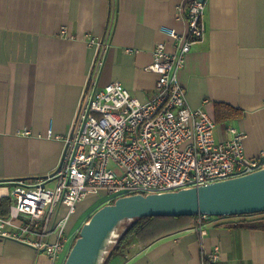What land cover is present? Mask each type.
Returning <instances> with one entry per match:
<instances>
[{
  "label": "crops",
  "instance_id": "0c3cea01",
  "mask_svg": "<svg viewBox=\"0 0 264 264\" xmlns=\"http://www.w3.org/2000/svg\"><path fill=\"white\" fill-rule=\"evenodd\" d=\"M186 4L0 0L1 217L9 216L15 182L46 179L61 164L63 137L96 58L90 38L110 34L99 85L120 81L146 102L159 78L147 70L154 48L164 43L168 51L174 50L173 40L162 30L186 32ZM204 21L206 34L187 54L178 82L188 105L205 109L216 121L218 139L229 137L230 126L245 131L246 154L258 157L264 151V0H207ZM87 211L71 231L86 223ZM194 222L196 218L153 220L106 264H203L204 253L217 248V264H264V213L213 216L204 239L194 229L197 224L191 226ZM243 223L254 228L234 227ZM65 259L64 253L53 262L29 245L0 241V264H64Z\"/></svg>",
  "mask_w": 264,
  "mask_h": 264
},
{
  "label": "built area",
  "instance_id": "2783aa9c",
  "mask_svg": "<svg viewBox=\"0 0 264 264\" xmlns=\"http://www.w3.org/2000/svg\"><path fill=\"white\" fill-rule=\"evenodd\" d=\"M186 5V32L162 30L173 40L174 50L168 51L164 43L154 48L147 70L159 78L146 102L120 81L99 85L110 34L90 38L96 58L63 137L61 164L46 179L15 182L9 216H0V241L29 245L57 262L64 253L67 257L80 231L69 227L77 205L89 198L98 201L104 194L110 204L124 196L175 192L264 169V151L253 158L246 154L245 131L230 126L229 137L218 139L217 123L209 113L188 105L178 73L192 46L206 34L207 0H187ZM195 218L194 229L204 239L211 216ZM219 260L218 248L204 253L203 264Z\"/></svg>",
  "mask_w": 264,
  "mask_h": 264
},
{
  "label": "water",
  "instance_id": "95a60500",
  "mask_svg": "<svg viewBox=\"0 0 264 264\" xmlns=\"http://www.w3.org/2000/svg\"><path fill=\"white\" fill-rule=\"evenodd\" d=\"M260 213H264V169L242 177L175 192L124 196L113 204L97 209L83 224L64 264H100L108 239L125 220ZM107 258L103 264H106Z\"/></svg>",
  "mask_w": 264,
  "mask_h": 264
},
{
  "label": "trees",
  "instance_id": "16d2710c",
  "mask_svg": "<svg viewBox=\"0 0 264 264\" xmlns=\"http://www.w3.org/2000/svg\"><path fill=\"white\" fill-rule=\"evenodd\" d=\"M117 199H114L112 200V202L110 204H113L115 203ZM106 205V204H105ZM104 206V205H103ZM93 215V214H92ZM92 215H90L88 217V220L92 217ZM161 218H171V217H161ZM161 218H156V217H151V218H142V219H136L128 228L127 230L125 231V233L121 236V238L118 240L117 244L115 245V247L113 248V250L111 251V253L109 254L108 257H110V255L115 251L117 250L124 242L126 241H129L131 238L133 237H139L141 236V234L146 230L147 226H148V223L153 221V220H156V219H161ZM173 218H180V219H195V217H173ZM87 220V221H88ZM196 224V222L194 223H191V226H194ZM244 224V225H243ZM242 225H235L234 227L236 228H247V227H250V229L254 228L252 226H248L247 224L249 225H252L250 223H243ZM79 237V233L77 235V237L75 238L74 242H73V245L74 243L76 242V240L78 239ZM72 245V246H73ZM108 259V258H107ZM107 262V261H106Z\"/></svg>",
  "mask_w": 264,
  "mask_h": 264
},
{
  "label": "rangeland",
  "instance_id": "374dc122",
  "mask_svg": "<svg viewBox=\"0 0 264 264\" xmlns=\"http://www.w3.org/2000/svg\"><path fill=\"white\" fill-rule=\"evenodd\" d=\"M52 186V185H51ZM106 196H104V194L100 197V200H98L97 202L93 203L94 201H96V199L93 198H89L88 200H86L83 203H80L77 205V214L72 218L71 222H70V229H72L74 227V229L76 228L77 225V221H78V216L83 213V211H88L84 214V219L85 221L88 220V217L90 215H92L97 209H99L100 207H102L105 204H108V202L106 200ZM93 204V205H92ZM92 205V206H91ZM81 210H83L82 212H80ZM87 222V221H86Z\"/></svg>",
  "mask_w": 264,
  "mask_h": 264
},
{
  "label": "bare ground",
  "instance_id": "6f19581e",
  "mask_svg": "<svg viewBox=\"0 0 264 264\" xmlns=\"http://www.w3.org/2000/svg\"><path fill=\"white\" fill-rule=\"evenodd\" d=\"M133 220H125L123 221L111 234V237L107 241V248L102 252V256L100 258V264H103L106 258L109 256L110 251L113 249V247L116 245L118 240L121 238V236L125 233L127 228L133 223Z\"/></svg>",
  "mask_w": 264,
  "mask_h": 264
}]
</instances>
